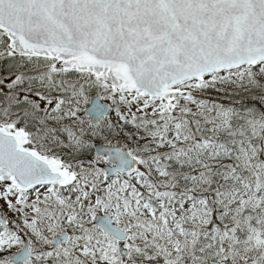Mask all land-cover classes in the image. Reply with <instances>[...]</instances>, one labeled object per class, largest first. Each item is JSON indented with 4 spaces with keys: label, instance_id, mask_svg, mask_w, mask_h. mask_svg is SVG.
Masks as SVG:
<instances>
[{
    "label": "snow or ice",
    "instance_id": "snow-or-ice-1",
    "mask_svg": "<svg viewBox=\"0 0 264 264\" xmlns=\"http://www.w3.org/2000/svg\"><path fill=\"white\" fill-rule=\"evenodd\" d=\"M0 264H264V0H0Z\"/></svg>",
    "mask_w": 264,
    "mask_h": 264
}]
</instances>
